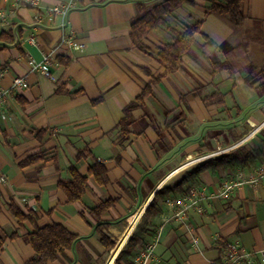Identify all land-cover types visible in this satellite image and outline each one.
Returning <instances> with one entry per match:
<instances>
[{"label": "crops", "instance_id": "obj_1", "mask_svg": "<svg viewBox=\"0 0 264 264\" xmlns=\"http://www.w3.org/2000/svg\"><path fill=\"white\" fill-rule=\"evenodd\" d=\"M67 1L0 0V90L10 92L0 106V264L32 259L35 250L25 234L54 223L77 239L46 264H108L152 194L196 164L245 144L261 150L254 165L203 170L181 192L160 198L152 219L145 216L148 205L113 264L123 251L118 264H142L149 244L155 249L145 264H222L228 244L245 252L236 264H264V176L235 188L227 198L205 195L199 202L202 210L191 208L182 218L166 202L190 187L214 192L226 180L264 168V93L257 89L264 75L253 83L240 79L264 63V0L244 2L240 25L207 13L210 0L176 8L168 17L172 27L202 24L192 52L167 74L157 55L173 41V31L165 25L151 29L143 41L145 50L131 38L138 2L151 7L162 0H75L65 27L84 47H57L65 31L62 17L49 9ZM54 49L50 76L33 71L30 60L40 62ZM227 58L242 71L235 76L228 69L214 71L213 63ZM18 76L27 79V88L12 89ZM147 86L151 93L140 104ZM132 102L139 105L132 110L128 136L121 140L118 124ZM223 148V153L202 157ZM85 149L87 156L79 159ZM35 154L45 159L22 164ZM200 157L157 190L171 172ZM96 163L107 169L104 184L90 172ZM73 166L87 176V188L81 199L69 201L60 182L73 180ZM107 199H114V205L95 215L93 209ZM11 206L34 211L36 224L21 226ZM14 232L18 235L8 237ZM101 233L114 247L107 250Z\"/></svg>", "mask_w": 264, "mask_h": 264}, {"label": "trees", "instance_id": "obj_2", "mask_svg": "<svg viewBox=\"0 0 264 264\" xmlns=\"http://www.w3.org/2000/svg\"><path fill=\"white\" fill-rule=\"evenodd\" d=\"M211 6L208 8L207 13H218L224 16H228L236 25L242 24L245 16L243 14V5L246 0H210ZM183 3L195 4L197 0H162L161 2L148 7L142 2H138V13L131 22V38L134 46L145 50L144 38L147 33L156 27L165 25L170 28L174 33V39L171 43L165 45L160 49L157 59L159 63L164 67L165 73H171L178 70L182 64L184 58L192 52V46L195 43V34L200 32L202 20L193 24H184L181 29L172 27L169 23V14L176 8L180 7ZM210 42V40H208ZM211 43V42H210ZM214 71L221 69H228L231 75L235 76L236 73L242 71V66L235 65L230 59L225 61H215L213 63ZM245 67V66H244ZM264 75V63L262 67L255 73L250 72L247 78H240L241 81L247 83H253L258 78ZM260 94L264 93V82L258 87ZM151 93L150 86H147L143 93L139 96L140 104H143V100L147 95ZM139 104L132 102L124 110V117L118 124L121 140H124L130 132V126L134 122L132 110ZM88 150H81L78 154V158L87 156ZM261 157V150L253 148L248 144L242 145L236 149L231 150L226 154H222L218 157L211 158L204 162H200L193 166L190 170L185 171L181 177L160 189L154 196L153 200L146 209L145 216L147 219H152L160 207L158 201L165 195L170 193H177L183 190V186L189 184V181L195 178L203 170L210 167L213 168H238L248 167L255 164L256 160ZM43 154H35L26 158L22 164L27 165L40 160H44ZM90 172L94 174L99 183L104 184L108 181L107 169L101 163H96L90 168ZM73 180L61 181L60 186L68 195L69 201H76L81 199L87 188V176L81 175L77 169L72 167ZM114 199H107L93 209L95 215L99 216L107 211L112 205H114ZM14 214L18 217V221L22 226L24 222L30 221L36 224L37 214L34 211L24 213L16 206H11ZM18 232L10 234L8 237H15ZM26 240L33 246L35 250V256L28 260L25 264H46L48 261L55 260L60 253H63L66 249H69L77 236L70 232L61 224H49L44 227H36L32 231H28L25 234ZM101 240L105 244L107 250L114 247L115 242L111 240L106 234L101 233ZM135 240V234L130 238L127 246L130 248ZM4 238L0 236V250ZM124 254V251L120 254L116 260L118 264L120 258Z\"/></svg>", "mask_w": 264, "mask_h": 264}, {"label": "built area", "instance_id": "obj_3", "mask_svg": "<svg viewBox=\"0 0 264 264\" xmlns=\"http://www.w3.org/2000/svg\"><path fill=\"white\" fill-rule=\"evenodd\" d=\"M74 7L75 0H69L49 9L50 14H56L62 17V28L65 31L57 47H60L62 45L84 47V44H77L75 42L74 33L66 32V18ZM3 17L4 13L0 12V18ZM29 40L35 43V39L33 37H30ZM55 49L45 54L43 60H41L40 62L30 60L32 70L39 72L47 77L50 76V67L53 66V64L56 62L54 58ZM28 85V81L24 76H18L13 80L12 89L27 88ZM9 94L10 92L8 91L0 90V106L3 104L5 98ZM263 176L264 168H259L258 172L255 175L244 176L240 174V176L235 180H226L221 188L214 192L207 193L203 188L199 189L196 187H190L183 195L179 197H169L167 198L166 202L168 203V205L173 207V214L178 218H182L186 216L187 212L191 208H195L198 211H201L202 208L199 202L203 197L208 196L211 198H227L231 195L235 188L240 187L244 184H256ZM154 249L155 244L147 245L146 251L142 255V264H145L147 262ZM225 255L226 259L222 264H236L245 256V252L243 248L239 247L237 244H228L225 248ZM262 261H264V257Z\"/></svg>", "mask_w": 264, "mask_h": 264}, {"label": "bare ground", "instance_id": "obj_4", "mask_svg": "<svg viewBox=\"0 0 264 264\" xmlns=\"http://www.w3.org/2000/svg\"><path fill=\"white\" fill-rule=\"evenodd\" d=\"M263 125V124H262ZM261 125V126H262ZM258 129H260V126L258 127ZM257 129V130H258ZM255 130L254 132H251L249 135H247L245 138H243L242 140H240L238 143H242V142H246L247 140H249L254 134L255 132L257 131ZM227 148V147H226ZM226 148H223V149H220V150H217V151H214V152H211V153H208V154H205L204 156H202L203 158H207V156H210V155H217V154H220V153H223L224 150ZM202 157L200 158H194V159H190L188 162L184 163L182 166H180L179 168H177L176 170H174L173 172H171L166 178H164L157 186V190L160 189L162 186H164L165 182L167 181V179L169 177H171L175 172L183 169L187 164H191L192 162H195L197 160H200L202 159ZM153 194L148 198V200L141 206L140 210L134 215V217L132 218V223L130 225V227L128 228L126 234L124 235V237L122 238L119 246L117 247V249L115 250V252L112 254L110 260H109V263L108 264H113L115 258L117 257L119 251L121 250V248L123 247V245L126 243V241L129 239L130 235L132 234L136 224L138 223V221L140 220V218L142 217L146 207L149 205V203L151 202L152 198H153Z\"/></svg>", "mask_w": 264, "mask_h": 264}]
</instances>
